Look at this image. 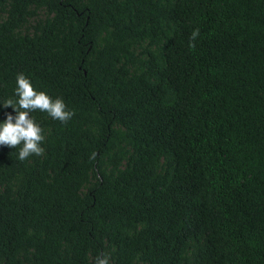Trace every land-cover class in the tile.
Returning a JSON list of instances; mask_svg holds the SVG:
<instances>
[{
	"label": "trees",
	"instance_id": "16d2710c",
	"mask_svg": "<svg viewBox=\"0 0 264 264\" xmlns=\"http://www.w3.org/2000/svg\"><path fill=\"white\" fill-rule=\"evenodd\" d=\"M18 74L74 114L0 145V264H264V0H0Z\"/></svg>",
	"mask_w": 264,
	"mask_h": 264
},
{
	"label": "clouds",
	"instance_id": "9594fccd",
	"mask_svg": "<svg viewBox=\"0 0 264 264\" xmlns=\"http://www.w3.org/2000/svg\"><path fill=\"white\" fill-rule=\"evenodd\" d=\"M199 36V29L191 34V40ZM194 46V45H190ZM15 95L17 100L8 99L4 107H11L16 115L7 116L3 123H0V145L9 148L20 147L18 158L25 160L31 155L40 156L43 148L40 147L44 140L42 129L30 118V113L36 110L46 112L52 119L67 122L74 113L67 111L62 99L53 100L44 92L36 91L30 81L23 75L16 77ZM14 121V122H13ZM95 154L91 158H94ZM95 264H109L107 255L98 257Z\"/></svg>",
	"mask_w": 264,
	"mask_h": 264
}]
</instances>
